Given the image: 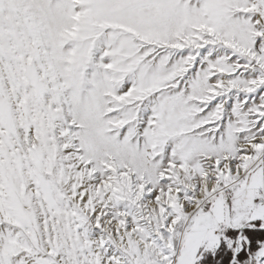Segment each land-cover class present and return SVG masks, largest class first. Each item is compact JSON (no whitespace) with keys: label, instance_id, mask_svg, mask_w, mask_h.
<instances>
[{"label":"snow or ice","instance_id":"1","mask_svg":"<svg viewBox=\"0 0 264 264\" xmlns=\"http://www.w3.org/2000/svg\"><path fill=\"white\" fill-rule=\"evenodd\" d=\"M0 264H264V0H0Z\"/></svg>","mask_w":264,"mask_h":264}]
</instances>
